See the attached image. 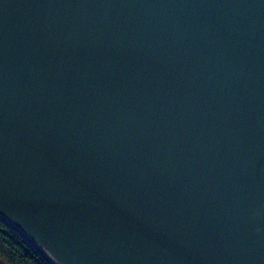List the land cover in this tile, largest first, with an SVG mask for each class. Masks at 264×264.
<instances>
[{"label": "water", "instance_id": "water-1", "mask_svg": "<svg viewBox=\"0 0 264 264\" xmlns=\"http://www.w3.org/2000/svg\"><path fill=\"white\" fill-rule=\"evenodd\" d=\"M0 219L50 264H264V0H0Z\"/></svg>", "mask_w": 264, "mask_h": 264}, {"label": "trees", "instance_id": "trees-1", "mask_svg": "<svg viewBox=\"0 0 264 264\" xmlns=\"http://www.w3.org/2000/svg\"><path fill=\"white\" fill-rule=\"evenodd\" d=\"M0 264H50L26 237L0 219Z\"/></svg>", "mask_w": 264, "mask_h": 264}]
</instances>
